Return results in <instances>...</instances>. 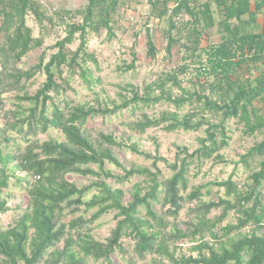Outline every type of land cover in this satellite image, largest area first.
<instances>
[{
	"label": "trees",
	"instance_id": "16d2710c",
	"mask_svg": "<svg viewBox=\"0 0 264 264\" xmlns=\"http://www.w3.org/2000/svg\"><path fill=\"white\" fill-rule=\"evenodd\" d=\"M190 1L148 0L157 18L168 17L169 51L174 43L171 37L176 29L174 18L186 13L194 21L197 19V6H192ZM213 2L222 17L219 27L229 36L208 51L209 73L215 79L210 93L218 98L183 88L179 72L175 71L142 90L132 87L129 97L120 96V104L98 102L91 106L69 102L57 105L52 94L57 96L71 90L69 80L64 78L65 68L72 74L78 70L84 83L93 84L94 79L85 66L88 62L97 65L98 61L88 52L87 35L98 34L102 29L112 34L113 14L119 0H87L83 10L64 12V16L71 17V22L65 23V38L55 44L53 49L57 51L47 62L43 53L39 63L29 71L20 70L17 65L30 52L43 46L46 25L55 27V16L65 17L59 13L47 16L33 0H0V118L4 113L2 95L19 89L23 81L34 78L36 71L45 75V81L34 95L25 92L17 96L19 103L26 102L29 107L23 109L20 106L12 112V118L5 126H0V196L8 189L11 179L16 177V172L25 175L17 178V182L24 183L27 192L26 206L20 219L13 227L0 231V264H89V260L115 264L112 257L117 252L128 257V264H138L149 256L151 260L146 264H264V204L259 191L264 182V161L260 163L259 171L251 176L253 186L249 192L240 191L228 180L219 184L226 188L227 199L206 203L202 200L201 187L188 193L191 167L195 163L213 159L223 161L219 153L230 140L227 121L238 119L250 136L264 130V118L257 114L254 106L256 101L264 98V72L246 79L240 74L245 64L249 67L258 63L264 65V26L260 35L244 34L238 39L235 37L236 29L231 28L229 22L250 14L249 1ZM170 4H173L172 8ZM198 11L204 30L213 28L215 20L211 3H200ZM29 15L40 26L42 36L39 38L33 36L32 28L27 25ZM78 16H82L81 23L72 21ZM201 33L194 28L197 47L200 46ZM77 36L79 47L70 51L69 46ZM146 39L147 55L155 58L157 49L149 29L146 30ZM134 61L129 68H134ZM184 72L185 68H181L180 73ZM173 88L180 94L175 96ZM162 103L171 106L173 111H163L156 118L143 115L131 123V131L145 134L149 129L161 127L168 133L180 130L198 132L205 127V138L199 140L200 148L194 152L177 148L175 161L168 162L142 154L133 144L128 148L152 159V169H123V176H114L106 165L122 167L114 157L113 149L123 147V144L117 142L113 134L99 133L93 138L86 132L89 122L106 119L125 110L134 115ZM195 103H203V108L181 114L187 105ZM207 113L220 115L221 121L213 123L205 115ZM50 130L60 132L64 140L40 143L38 136ZM10 133L21 138L25 145L15 144V152L4 153V147L14 142ZM252 156L264 157V139L249 150L247 157ZM159 162H164L172 171L170 178H163ZM69 174L95 177L99 181L80 189L66 179ZM137 176L144 178L149 185L147 188L135 185L128 203H125L123 190L114 189L105 182L112 179L124 184ZM94 188L97 194L86 201V195ZM188 203L195 206L190 210L193 221L185 232L175 222ZM157 205L161 206L162 213L155 210ZM5 206L6 203L0 201V214L7 212ZM218 209L221 215L214 220L208 219L212 211ZM65 210H70L73 215L95 212L88 220L81 215L65 224L62 221ZM142 211H145L144 215ZM110 212L117 213L116 227L105 242H100L89 227ZM231 212L236 214L237 223L216 231ZM245 229L251 232L243 234ZM126 238L134 241L131 255L123 247ZM185 240L199 243L192 248L198 253L196 258L177 254L174 248Z\"/></svg>",
	"mask_w": 264,
	"mask_h": 264
},
{
	"label": "rangeland",
	"instance_id": "374dc122",
	"mask_svg": "<svg viewBox=\"0 0 264 264\" xmlns=\"http://www.w3.org/2000/svg\"><path fill=\"white\" fill-rule=\"evenodd\" d=\"M41 7V10L49 17L55 16L59 13L70 11L76 12L83 10L87 5V0H33ZM204 0H191L192 6H197V19L195 21L186 13H183L176 18L174 22L176 29L171 33L174 39L173 48L168 50L169 36V20L168 17L157 18L153 14L152 7L148 0H119L117 10L113 14L112 21V34L110 35L107 30L102 29L98 34L89 33L88 52L93 54L98 64L95 65L88 62L85 68L93 77L94 82L87 85L80 78L79 71L72 74L67 68L64 69V78L70 82L71 90L62 92L59 95L52 94L54 102L57 105L63 102H69L72 105H91L96 106L100 104H110L116 102L120 104V96L129 97L130 90L138 88L140 90L147 87L149 84L155 82L158 78H163L168 73L178 71L179 80L183 88L188 89L190 92H197L218 98L216 94H212V84H215V79L209 73L208 54L211 47L219 46L223 40L229 38L228 34L224 32L223 28L219 27V21L222 17L216 12V24L209 30H204V22L201 20L198 11V5ZM173 4H170L172 8ZM60 19L55 16L56 26L46 25L44 31V43L41 48L35 49L30 52L17 68L23 71L33 69L39 63L40 56L45 53L46 62L48 58L57 50L53 49L55 44L65 38V23L71 22L70 16H64ZM27 25L32 28L33 36L39 38L42 36L40 26L32 15L27 17ZM72 21L76 23L82 22V16L74 18ZM197 25V26H196ZM195 26V27H194ZM194 28L202 31L200 36V46L195 45ZM149 29L153 37L157 54L155 58H150L147 55V39L146 30ZM237 38V35H235ZM77 39L69 46L70 51H76L79 47L80 40ZM232 38V37H230ZM0 42L2 36L0 35ZM133 69L129 68L132 62H135ZM181 68H185L184 73H180ZM204 68L206 71H204ZM203 69V70H202ZM264 72V65L258 63L257 65L246 64L240 71L241 78H255L258 73ZM45 81V75L41 71H36L33 79L30 81H23L19 89H14L2 95L4 101V113L0 118V126L4 127L9 118H12V112L20 109H27L28 103L17 101L18 95H23L27 92L34 95ZM170 88V85L167 86ZM172 92L175 96L180 92L173 88ZM257 114L264 118V98L254 103ZM203 108V103H195L194 105H187L181 114L188 113L196 110L200 111ZM171 110L173 108L167 104H158L150 109L136 112L134 115L128 111H122L115 116L106 119H96L89 122L86 132L93 138L99 133L106 135L113 134L117 142L123 144V147L114 148L113 155L121 164L122 167H117L112 164H107L106 169L114 176H123L125 170L132 168H151L153 160L147 159L143 155L132 152L128 147L136 144L138 150L146 155L152 157H159L168 162H173L178 153L177 148L188 149L189 152H194L200 148L199 140L205 138V127L201 128L198 132L177 131L168 133L160 128H152L147 130L145 134H140L131 131V123L141 119L143 115L151 118H156L163 111ZM213 123L221 121L220 115L205 114ZM228 136L230 137L227 147L222 149L219 154L223 157V161L209 160L197 162L191 167L190 173V187L188 193L201 187L203 198L206 203L218 201L219 199H227L226 188L220 187L219 184L231 180L240 191L249 192L253 186L251 176L258 172L260 163L264 161V157L252 156L247 157L250 149L258 145L264 139V130L258 131L250 136L245 133L244 124L238 119L229 120L226 123ZM14 138V142L9 143L4 147V153L15 152V144L24 146L21 138L17 137L14 133H10ZM50 140L63 141L61 133L58 131L50 130L46 134H40L38 141L40 143ZM12 167V165H11ZM96 171V167L92 166ZM158 168L163 174V178H170L172 171L167 167L164 162L158 163ZM16 177L11 179L8 189L3 191L0 196V201L5 202L7 212L0 214V231L13 227L22 215V210L26 206L27 192L26 185L17 182V178H24L25 175L16 172ZM66 179L69 183L74 184L78 188L91 186L98 182V178L84 177L77 174H69ZM114 189H121L125 192V203L130 201V193L135 185H140L142 188L148 187V182L142 177H133L129 182L120 184L112 179L105 181ZM261 199L264 204V182L260 188ZM97 191L92 189L85 197L89 201ZM193 203H188L180 213L178 220L175 222L181 230L187 231L188 224L193 221V216L190 210L194 208ZM161 206L157 205L155 210L162 213ZM95 210L85 214L78 212L75 215L70 213V210L64 211L63 223L68 224L71 220L79 216H84L85 219H90ZM145 211H142V215ZM116 212H110L100 219L95 221L89 229L96 240L105 242L110 237L111 232L115 229L117 218ZM221 215V211L213 210L208 216V219L214 220ZM237 216L231 212L229 217L223 221L219 228H223L228 224H236ZM170 230V229H169ZM168 230V231H169ZM251 232L250 229L242 230L243 234ZM207 240H211L207 237ZM199 243H192L190 240L180 241L174 248L178 255L186 257L192 256L196 258L197 252H193L192 248ZM134 241L131 239L123 240V247L127 249L131 255ZM125 258V259H124ZM112 260L115 264H128V257L123 256L117 252ZM149 256L145 261H139L138 264H146L150 262ZM89 264H107L105 261L100 260L94 262L89 260Z\"/></svg>",
	"mask_w": 264,
	"mask_h": 264
},
{
	"label": "crops",
	"instance_id": "0c3cea01",
	"mask_svg": "<svg viewBox=\"0 0 264 264\" xmlns=\"http://www.w3.org/2000/svg\"><path fill=\"white\" fill-rule=\"evenodd\" d=\"M248 1L250 4V14H245L238 20L233 19L229 22L230 27L236 29L235 35H237L238 39L244 36V34L260 35L264 26V0ZM204 2L211 3L212 16L214 20L216 18V14L214 12L221 16L213 0H204L201 3ZM220 22L221 21H219V23Z\"/></svg>",
	"mask_w": 264,
	"mask_h": 264
}]
</instances>
